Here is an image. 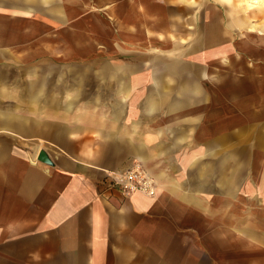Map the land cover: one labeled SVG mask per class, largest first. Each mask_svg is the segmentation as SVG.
<instances>
[{"label":"crops","instance_id":"1","mask_svg":"<svg viewBox=\"0 0 264 264\" xmlns=\"http://www.w3.org/2000/svg\"><path fill=\"white\" fill-rule=\"evenodd\" d=\"M211 1L0 0V264H264V134L229 117L251 79ZM215 1L262 59L264 0ZM135 162L154 196L107 185Z\"/></svg>","mask_w":264,"mask_h":264},{"label":"rangeland","instance_id":"2","mask_svg":"<svg viewBox=\"0 0 264 264\" xmlns=\"http://www.w3.org/2000/svg\"><path fill=\"white\" fill-rule=\"evenodd\" d=\"M232 2V0H231ZM235 2V0H234ZM211 5V9L209 11L206 12V18L205 21H211L212 19L214 20V16H217V18L219 19L220 23L223 24V30L225 31H229L227 33L228 35V45H226L227 48V53L230 56L229 57V65L230 66H235V67H239L240 65H248L247 66V77L250 78L251 80H247L245 83L243 82V80L241 79V75L240 73L239 76V80L241 82L240 86V91L242 92V96L239 97V102L237 107L235 106V109L240 110H245L244 114L242 116L241 113H238L239 111L237 110V112H235L234 114L229 115V117L233 120H235L234 124H236L239 128H251L254 125H260V132L261 134H264V119H261L260 121H255L253 119H245L248 116V114L251 117V112H250V107L247 108V105H245L246 107H244L243 102L244 100L248 101L253 105H257L259 103L264 102V57L259 58V57H245L244 59L242 58H238L237 56L240 53V42L241 39L243 38L244 32L246 31V29L244 27H240L239 25H237L236 23L233 22V20L231 19V16L229 14V12L231 11V8H227V6L232 5L229 2H226L225 7H221L217 4V2L215 0H212L210 2ZM237 5H239V7H244L245 11H247L248 9L252 8L251 6L246 4V0H240V2H237ZM249 6V7H248ZM247 7V8H246ZM260 12V16H262V13H264V10H259ZM195 17H192V15H189V19L193 22H195L193 25H190L189 27H186L187 30L190 31H201L203 28V24H201V22L203 21L202 19V14H200V10H197L196 12H194ZM196 18V20H195ZM250 20H252L250 18ZM205 22V23H207ZM255 22V21H253ZM191 45V43H187V41L183 40L182 42H180V49L182 51L183 48L189 47ZM189 57L188 56H183L180 58V61L182 64H187L189 62ZM248 61V64H247ZM214 65H219L217 63V61L214 59ZM239 71V70H237ZM261 76L262 79H259L261 77L258 78V76ZM232 76V75H230ZM243 78V77H242ZM238 79V78H237ZM233 82H236V80H234ZM242 90V91H241ZM260 90V91H259ZM215 91L213 90V98H215L217 96V93H214ZM220 97H222V95H218ZM219 97V98H220ZM230 98V97H229ZM242 98V99H241ZM242 100V101H241ZM241 101V102H240ZM230 101H227V103H229ZM231 103V102H230ZM234 107V106H233ZM249 111V112H248ZM248 112V114H247ZM252 118V117H251ZM230 124H233L229 121V126H231ZM233 124V125H234ZM232 128V126L230 127ZM261 139H264V137H262ZM251 137H247L245 138V146L250 142ZM244 146V147H245ZM246 148V147H245ZM254 153L252 155V153L248 154V156L250 157V159H252V157L254 158L255 156H257L258 161L264 160V152L262 151H257L254 149ZM258 152V153H257ZM145 171H147L144 167H142ZM148 172V171H147ZM149 173V172H148ZM150 174V173H149ZM151 175V174H150ZM152 176V175H151ZM262 191H264V189H262ZM246 196H251V195H246ZM252 199L244 198L242 199V204H244V209H252L254 211H258L260 209H264V192L256 195H252L251 196ZM261 221H264L261 219ZM264 223V222H262Z\"/></svg>","mask_w":264,"mask_h":264},{"label":"built area","instance_id":"3","mask_svg":"<svg viewBox=\"0 0 264 264\" xmlns=\"http://www.w3.org/2000/svg\"><path fill=\"white\" fill-rule=\"evenodd\" d=\"M106 183L126 195L140 192L147 196H154L157 189L156 181L139 162L133 163L126 171L107 174Z\"/></svg>","mask_w":264,"mask_h":264},{"label":"water","instance_id":"4","mask_svg":"<svg viewBox=\"0 0 264 264\" xmlns=\"http://www.w3.org/2000/svg\"><path fill=\"white\" fill-rule=\"evenodd\" d=\"M39 159H41V160L45 161V155H43V154H40V155H39Z\"/></svg>","mask_w":264,"mask_h":264},{"label":"bare ground","instance_id":"5","mask_svg":"<svg viewBox=\"0 0 264 264\" xmlns=\"http://www.w3.org/2000/svg\"><path fill=\"white\" fill-rule=\"evenodd\" d=\"M252 3H254V2H257V0H253V1H251ZM255 4V3H254ZM248 21V20H247ZM262 27V26H261Z\"/></svg>","mask_w":264,"mask_h":264}]
</instances>
